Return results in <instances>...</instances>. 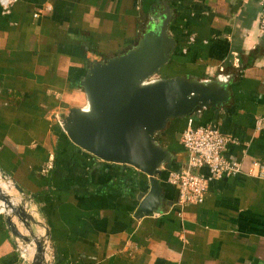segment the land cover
<instances>
[{
  "label": "crops",
  "instance_id": "1",
  "mask_svg": "<svg viewBox=\"0 0 264 264\" xmlns=\"http://www.w3.org/2000/svg\"><path fill=\"white\" fill-rule=\"evenodd\" d=\"M262 1L18 0L9 14L0 5V172L31 201L53 264H264ZM168 9L176 48L160 77L231 78L229 103L192 119L235 140L224 156L243 172L179 207L167 181L187 165L188 119L171 121L162 211L137 219L144 174L77 147L59 117L86 106L80 83L93 63L131 50ZM0 264H22L3 215Z\"/></svg>",
  "mask_w": 264,
  "mask_h": 264
},
{
  "label": "water",
  "instance_id": "2",
  "mask_svg": "<svg viewBox=\"0 0 264 264\" xmlns=\"http://www.w3.org/2000/svg\"><path fill=\"white\" fill-rule=\"evenodd\" d=\"M172 21L168 10L150 26L131 50L95 62L80 87L86 106L60 115L68 138L79 148L104 162L134 167L146 177L147 194L142 195L135 217L142 219L162 211L164 189L160 183L163 168L172 154L161 137L171 121L198 117L205 109L219 108L230 101V77L198 80L189 77L161 78L176 48L169 35ZM157 77V78H155ZM20 195L23 190L14 185ZM0 187V202L5 206L8 230L18 246H27L34 255L22 264H53L49 256V234L30 210V200L20 204ZM15 219L31 230L41 225L45 235H24Z\"/></svg>",
  "mask_w": 264,
  "mask_h": 264
},
{
  "label": "built area",
  "instance_id": "3",
  "mask_svg": "<svg viewBox=\"0 0 264 264\" xmlns=\"http://www.w3.org/2000/svg\"><path fill=\"white\" fill-rule=\"evenodd\" d=\"M17 1L0 0L3 12L9 14ZM243 1L246 2L248 0ZM259 24L264 29V0L262 1V13ZM234 143L235 140L223 134L217 126L209 124L196 127L194 120L192 118L188 119L187 127L181 136V145L188 156L187 165L180 171H171L168 174L167 181L178 190L179 207L202 204L213 182L236 176L243 172L241 162L224 156L227 146ZM204 170H206V173H204ZM257 176L264 179L263 166H260ZM0 179L8 183L11 190L14 188L13 181L1 172ZM0 215H4L2 205H0ZM17 249L21 259L28 255V245L18 246Z\"/></svg>",
  "mask_w": 264,
  "mask_h": 264
},
{
  "label": "rangeland",
  "instance_id": "4",
  "mask_svg": "<svg viewBox=\"0 0 264 264\" xmlns=\"http://www.w3.org/2000/svg\"><path fill=\"white\" fill-rule=\"evenodd\" d=\"M155 78H157V77H155ZM60 118V117H59ZM4 181V180H3ZM12 191H13V196L17 199V200H19V202L17 203V204H20L21 202H22V196L18 193V191L16 190V189H12ZM1 203V202H0ZM1 205V204H0ZM35 217H36V219L41 223V221H40V218H39V216L38 215H35ZM15 221H16V223L18 224V226L20 227V230H23V231H21L24 235H30V232H34V234L35 235H40L41 234V230H43V232H45L46 233V231L44 230V227H42L41 225H34V226H32V229L31 230H27L26 228H25V226L24 225H22L19 221H18V219H15ZM42 224V223H41ZM43 225V224H42ZM34 246V247H33ZM31 248H35V245H31ZM49 253H50V250H49ZM49 256L51 257V254H49Z\"/></svg>",
  "mask_w": 264,
  "mask_h": 264
},
{
  "label": "bare ground",
  "instance_id": "5",
  "mask_svg": "<svg viewBox=\"0 0 264 264\" xmlns=\"http://www.w3.org/2000/svg\"><path fill=\"white\" fill-rule=\"evenodd\" d=\"M0 187L2 188V190L4 192H7V194H9V195H11V197H13L12 196V192L13 191L11 190V187H9V184L8 183H5L4 181H2V179H0ZM16 203H17V201H16ZM0 204L2 205V210H4L5 206L2 203H0ZM21 231H23V230H21ZM33 255H34V249L33 248H30V253H29L28 257L31 259L33 257Z\"/></svg>",
  "mask_w": 264,
  "mask_h": 264
},
{
  "label": "trees",
  "instance_id": "6",
  "mask_svg": "<svg viewBox=\"0 0 264 264\" xmlns=\"http://www.w3.org/2000/svg\"><path fill=\"white\" fill-rule=\"evenodd\" d=\"M169 166V165H168Z\"/></svg>",
  "mask_w": 264,
  "mask_h": 264
}]
</instances>
